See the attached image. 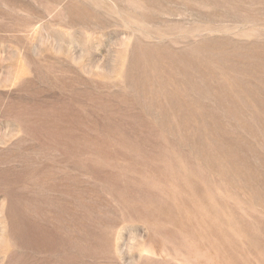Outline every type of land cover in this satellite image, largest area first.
I'll return each instance as SVG.
<instances>
[{
  "label": "rangeland",
  "instance_id": "374dc122",
  "mask_svg": "<svg viewBox=\"0 0 264 264\" xmlns=\"http://www.w3.org/2000/svg\"><path fill=\"white\" fill-rule=\"evenodd\" d=\"M0 264H264V0H0Z\"/></svg>",
  "mask_w": 264,
  "mask_h": 264
}]
</instances>
